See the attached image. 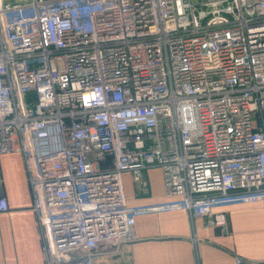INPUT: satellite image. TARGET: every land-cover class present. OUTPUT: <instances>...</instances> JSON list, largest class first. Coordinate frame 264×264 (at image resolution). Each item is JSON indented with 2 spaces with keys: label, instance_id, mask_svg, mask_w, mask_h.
Here are the masks:
<instances>
[{
  "label": "built area",
  "instance_id": "2783aa9c",
  "mask_svg": "<svg viewBox=\"0 0 264 264\" xmlns=\"http://www.w3.org/2000/svg\"><path fill=\"white\" fill-rule=\"evenodd\" d=\"M13 151L46 264L114 254L151 211L227 230L222 208L264 200V0H0V166ZM150 167L170 199L129 205L123 173Z\"/></svg>",
  "mask_w": 264,
  "mask_h": 264
},
{
  "label": "crops",
  "instance_id": "0c3cea01",
  "mask_svg": "<svg viewBox=\"0 0 264 264\" xmlns=\"http://www.w3.org/2000/svg\"><path fill=\"white\" fill-rule=\"evenodd\" d=\"M129 205L167 201L163 172L150 167L136 178L122 175ZM0 195L10 210L0 213V264H46L33 195L23 155H1ZM228 229L212 226L185 210H157L138 215L136 239L114 254H100L92 264H235L239 255L264 260V200L222 208Z\"/></svg>",
  "mask_w": 264,
  "mask_h": 264
}]
</instances>
